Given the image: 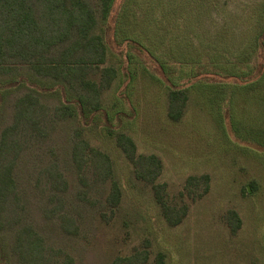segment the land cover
<instances>
[{"label": "rangeland", "instance_id": "rangeland-1", "mask_svg": "<svg viewBox=\"0 0 264 264\" xmlns=\"http://www.w3.org/2000/svg\"><path fill=\"white\" fill-rule=\"evenodd\" d=\"M103 67L116 77L102 111L79 122L105 152L121 189L115 218L98 224L76 264H114L145 250L140 264H264V0H115L100 27ZM174 80L187 94L182 118L167 117ZM162 166L157 183L178 198L189 176L208 193L177 226L163 219L151 186L133 175L115 136ZM255 182L253 194L243 192ZM240 227L232 234L225 215Z\"/></svg>", "mask_w": 264, "mask_h": 264}, {"label": "trees", "instance_id": "trees-1", "mask_svg": "<svg viewBox=\"0 0 264 264\" xmlns=\"http://www.w3.org/2000/svg\"><path fill=\"white\" fill-rule=\"evenodd\" d=\"M115 0H0V264H76L98 224L119 211L121 189L112 162L85 138L79 122L101 113L102 95L116 77L103 67L100 27ZM167 117L179 121L187 94L174 80ZM137 180L149 184L163 219L179 225L183 198L210 188L207 174L189 176L176 202L167 193L160 160L138 155L133 140L115 136ZM255 182L243 192L253 194ZM232 234L240 227L225 215ZM136 250L114 264L145 262ZM158 255L157 264H162Z\"/></svg>", "mask_w": 264, "mask_h": 264}]
</instances>
